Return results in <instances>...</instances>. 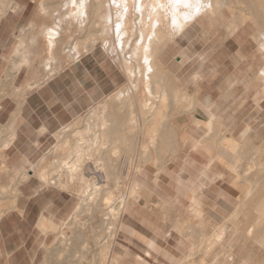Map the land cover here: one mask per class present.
<instances>
[{"label": "bare ground", "instance_id": "1", "mask_svg": "<svg viewBox=\"0 0 264 264\" xmlns=\"http://www.w3.org/2000/svg\"><path fill=\"white\" fill-rule=\"evenodd\" d=\"M189 2L193 5L198 4L200 11L196 12L195 7L186 8L183 3L178 6L170 4L169 0H39L37 7L41 12V16L45 14L46 18L45 16L42 17L45 18V20H49L50 18L51 21H49L52 22V27H47V30L44 28L45 26L40 27L48 32V34L54 33L56 37L58 32L63 31L61 29L64 28V24L68 21L71 20V22L76 21L78 23L79 28H77L76 38L73 39L71 43L65 42L63 47L64 50H62L65 53L68 52L71 60L77 58L81 51L87 52L93 49L97 41L102 42L103 48L108 50L111 39H116L118 42L117 46L122 51V55H120L121 62L119 60L117 61L122 64L121 66H123L127 73V82L126 85H124L125 87H122L118 92L110 96L107 104H104L102 110L98 107L90 110L93 123H86L78 128L73 127L74 125H66L52 134L55 143L49 147L48 151L37 158V160L31 162L24 157L17 165H13L9 172L0 169V176L3 175V173L7 175L6 183H0V218L14 208L15 199L18 194V185L34 177L40 182V187L54 185L63 188L64 186H74L76 184L79 203L69 216V223L75 224L78 220L77 218L80 217L81 214L89 211V207H95L99 203H103V205L106 206L105 214L108 215V219L110 218L109 216H111L110 219L119 222L122 231H125L127 225L126 222H122V217L124 213H127L129 202L136 200L137 196L139 197L140 191L144 190L145 192L146 190V188H144L145 186L132 178L127 187L129 188L128 191L125 188L126 191L121 188L126 181V176H128V172L125 169L130 167V165H135L136 162L134 163V161L137 160H133L135 157L131 158L126 156L125 153V156L122 154L124 151L122 150L123 146L128 142L126 136L128 130V135L131 137L132 134L136 135L134 138L135 143L141 140L139 143L141 145V154L139 153V155L144 157L147 156L146 158L148 159V157L152 155V152H165L167 148H173L170 145V136L173 134L172 131L166 132L164 130L167 136H165L162 129V133L159 131V126L163 125L168 118L169 114L167 112L172 110V112L177 111L179 114L183 112L190 113L197 102L196 95L189 94L185 90L186 88L181 86L178 83L179 81L177 82L170 74L169 70L158 62V55L169 44L174 42V40L188 27L196 22V24L199 25L207 24L212 26V29L213 26H219V28H224L226 32L229 33L240 27L249 25L251 28H254L251 39L254 44H256V48L259 50L258 52L263 55L264 59V0H189ZM72 7L74 9L73 11H75L74 15L72 13L73 11H69ZM17 8L18 4L15 0H0V19L4 17L7 12H14ZM246 9L247 12H245ZM37 11L35 13L39 15L40 12ZM73 18H75V20ZM44 23L45 22H43V24ZM31 24L33 26V23ZM74 24L76 25L75 22ZM29 26L30 23L26 28L31 27ZM58 28L61 29L58 30ZM42 29L37 27V30ZM62 33L67 37V31ZM15 34L16 33H14V35ZM25 34V32L19 30L16 34L18 43L13 53V57L17 62L16 69H14L15 72H17L20 67L28 66L29 64V48L25 42ZM59 36L60 35H58V37ZM58 37H56L54 41L50 40L51 42L49 43L56 45L55 41L58 42ZM28 38H30V36ZM59 39L61 40V38ZM31 41L32 39L30 42ZM56 46H58V43ZM55 48L57 49V47L53 49L50 48V50H53L52 53H55ZM57 51H60V49H57ZM52 53H49L48 56L50 54L54 56ZM55 54L58 55L57 52ZM54 58L52 59L55 60ZM55 61L54 66L58 63H55ZM181 61L185 62L186 60L183 59ZM50 62L52 63V60ZM48 65L49 64H47L46 71L49 69ZM58 66L54 68L59 69ZM54 72L53 70L49 71V75L54 74ZM156 74L159 77L156 78ZM256 74H258L256 82L263 84L256 95L257 101H260L264 98V63L258 66ZM4 75L9 78H1L4 83L6 80L12 82L16 76V74ZM197 77V80L194 79L195 83L198 81ZM2 84H0V89L3 87ZM14 89L13 92L16 93H11V96L12 94L15 96L19 92L17 88ZM27 89H29V86H27ZM24 93L25 92H22L20 94ZM6 94L10 96L9 92L3 95ZM21 97L23 98L24 95ZM22 98H20V101ZM171 104L173 105L171 106ZM207 109L209 110V108ZM166 110L168 111L166 112ZM207 113L209 118L205 127H203V136L206 138L207 136L210 137V135L219 133V139H215V142L211 144L206 143L213 153L207 160L205 169L209 170L211 166L217 164V162H223V167H225V169L228 168L226 170L233 172L232 174L235 173L233 185H241L239 188V204L224 221L219 222L213 218L212 234L205 233L206 235H203L198 243H191L190 248H188L184 256L179 259L177 264H204L201 260L200 263L194 261L195 255L205 244L209 249L214 246L216 247V245L219 246V243H221L225 235L226 222L232 220L233 224L236 225V230L241 232L242 237L245 240L251 241L254 246L264 252V160L261 156V153H264V149L258 147L253 148L256 155L253 154V156L256 157H253L255 159L254 170L256 169V173L254 171V178H247L248 174L251 173L250 170H253L250 168L247 170L245 169V174H239L240 172H236L235 169L237 168V164H239L238 162L241 155L240 150L242 152V149H245L244 147H246V143H248L247 141L251 138L257 139V136H255L249 126H246L239 134V138H235L223 128V125L219 123L212 113L208 111ZM119 122L122 126L128 127V129H120V131H116L115 133L112 126ZM193 124H195V126L199 125L196 122ZM168 130L170 131L169 128ZM68 132L72 133V137H74L71 138V140L67 137ZM214 132L215 134H212ZM189 135L192 136L190 133ZM216 136L212 138L214 139ZM212 138H209V140ZM14 139L15 130L12 119L6 126L0 125V159L2 163H4V151L11 146ZM194 139L192 144V149L194 150L197 149L196 145L198 142L205 143L203 139ZM131 141H133V139H131ZM256 141L257 143L259 141V144L263 143L258 139ZM140 145L137 144L136 150H138V146ZM174 149L175 148H173V150ZM136 155L137 158L138 154ZM142 156L141 159H144ZM116 158H119V161L116 160ZM146 158L142 161L147 160ZM153 160L154 159H152V161ZM156 162H158V160ZM25 165H29L28 170L25 169ZM136 165L133 166V168L136 167ZM89 167L92 170V172L90 171L92 175L89 173L91 176H86L85 169ZM98 173L103 174L102 184H99L95 179L94 174ZM222 177V174L216 173L210 181L214 182ZM62 178H65V182ZM181 186H179V188ZM113 189L118 190L115 195ZM199 189L200 188L197 190L195 188L197 191L195 193L192 192V194L189 193L191 195L188 196V199L194 204L192 212H195L196 216L198 214V216H201L199 207L195 206L198 204L197 200L200 199L198 197L199 193L197 194V192L201 191ZM195 213L193 214L194 217ZM239 216H242V218L240 217L241 220L238 219ZM108 219L107 217L105 218V220ZM191 223H188L187 226L189 227ZM102 225L103 226L99 228L104 231L101 230L99 232H103L101 233V235H103L95 238L96 253L93 259L95 262H99V264H104L103 262L118 264L117 258L111 257L113 250L112 242L114 241V235L112 233L114 224L108 220ZM176 225L178 224H175V227ZM194 225L195 224H192L193 228L195 227ZM37 227L44 236L48 234L53 235L61 245H64L63 242L67 239L69 240V238L60 231L58 224L51 220L42 217ZM180 228H182V226H180ZM73 233L76 237L73 243L71 239V249L75 250L76 244L80 240L82 247H85L86 240L82 239L79 233ZM109 239H111L110 244H108ZM153 245L154 242L149 241L148 249L151 250ZM65 249L64 247L63 250ZM145 256H149L148 251L145 252ZM136 259L138 264H148L145 258L137 256ZM227 260L232 262L233 259L232 257H228ZM189 261H191V263ZM206 262L207 261H205V263ZM239 264H251L249 254L241 257Z\"/></svg>", "mask_w": 264, "mask_h": 264}, {"label": "crops", "instance_id": "2", "mask_svg": "<svg viewBox=\"0 0 264 264\" xmlns=\"http://www.w3.org/2000/svg\"><path fill=\"white\" fill-rule=\"evenodd\" d=\"M17 1L18 8L14 12H7L6 15L27 13L29 5L34 3L33 0ZM38 3L39 0H37V5ZM36 8L38 7L36 6ZM37 10L39 11V8L35 12ZM39 16H41V12ZM29 23L31 29L26 28ZM31 23H33V26ZM44 24L36 26L35 22L30 20L26 23V26L17 27L14 33L17 34L18 30L25 32L26 42H30L32 38H28V33L34 32L37 27L42 29L40 27L45 26L44 28L47 30V27L52 26V23L48 22L47 19ZM205 25L207 24L199 25L195 22L157 57L158 62L169 70L181 86H184V88V84L196 86L194 93H190L185 89L189 94L196 95L197 102L193 110L187 114L190 116L189 120H181V127L187 128L186 126L191 125L197 128L198 125L193 124L196 122L200 126L198 128L203 131V126L209 118L208 111L216 117L223 128H227L228 132H238L236 136H239L246 126H249L257 139L264 143V98L260 101L256 99V95L263 85L256 82L258 76L256 73L259 64L261 66L264 63V59L263 55L258 52V48L250 57L243 56V50L252 47V32L246 26L240 27L231 33L227 32L231 34L229 37H218L209 31L212 26L207 25V27ZM216 28H219V26H213L214 30ZM13 29L14 27L12 28L9 22L0 21V76L2 75V79L3 77L9 79L4 74H16L13 79L16 86L9 94H15L16 92L13 91L14 88H17L19 92L16 97L19 99L17 102L14 98L0 102V125L6 126L13 119L15 139L7 149L9 152L8 157L15 163H18L24 157L33 162L39 158L42 146L46 144L52 134L69 125L75 118L112 94L125 81L127 82V73L121 66L122 64L108 54L109 50H105L103 45L102 47L94 46L93 49L87 52L81 51L77 58L63 65L62 60L59 58V52L66 54L62 51L66 41L60 40L58 35L69 31L65 24L64 28H60L63 31L56 34L58 42L55 41V43L56 45L58 43V46L54 43L55 46H49V39H47L45 30H37L36 34L44 40L47 54L52 53L54 47L60 49V51L54 49V52L58 53V55L52 53L54 56L56 55L55 58L50 54L51 57L48 56L44 63L41 61L40 73L38 71L33 72L35 57L30 53L29 45H27L29 48L28 66H22L15 72L17 62L13 57V53L15 47L17 48L18 38L15 34L16 43L11 47L10 38ZM60 29L58 28V30ZM63 36L66 37L64 34ZM56 37L54 36L52 40H56ZM50 48L52 49L50 50ZM8 52L7 68L5 54ZM257 54L261 55L262 58L256 71L253 72L251 67L242 71L243 65L246 63L251 62L252 65L257 63ZM62 59L64 61L66 58L62 56ZM183 59L186 61H181ZM54 61L55 63L58 62L55 66L59 65V69L54 68ZM47 64H49V69L46 71ZM24 69L30 72L25 73ZM51 70L56 71L54 74L49 75ZM195 76L198 78L197 83H195V80H197ZM1 78L0 82L2 81ZM2 85L4 87V82ZM27 86H29V89H27ZM197 90L203 98L202 102L197 99ZM22 92H25L23 98L19 96ZM13 94L12 96H14ZM20 98H22L21 101ZM198 128L197 130H199ZM180 136L181 143L188 142L189 132L187 129L183 130ZM203 151L210 157L208 151ZM209 170H206L204 165V171ZM217 173L223 175L221 180L225 178L223 173ZM216 181L218 180L212 183ZM198 188L204 192V189ZM17 190L18 194L14 208L0 218V264H35L41 240L45 239L37 227L39 220L43 217L57 224L66 221L77 206L76 199L71 194L56 187H40V182L32 178L19 184ZM197 201L198 204L195 206L200 209L201 222L200 219L193 217L192 207L194 204L188 198H157V254L166 253L164 248L158 245L164 232L165 234L169 232V237L173 236L176 240L177 251H187V242L177 232L173 231L169 224L166 225L164 222L166 219L170 223L178 219V222L180 220L182 222H198L201 224L203 231H208L211 217L216 218V212L225 215L232 202L226 197L221 200H211L207 194H202V197ZM211 207L214 210H211ZM126 227L122 234L130 231V227L128 225ZM148 243L149 241L146 243L147 248ZM159 250L160 252H158Z\"/></svg>", "mask_w": 264, "mask_h": 264}, {"label": "rangeland", "instance_id": "3", "mask_svg": "<svg viewBox=\"0 0 264 264\" xmlns=\"http://www.w3.org/2000/svg\"><path fill=\"white\" fill-rule=\"evenodd\" d=\"M15 1L18 2L17 0H15ZM25 1L26 0H24V2ZM33 2H34L33 4L29 5V7L27 9V13H24V14L16 13L14 15L8 14L4 18L1 19L2 21L9 22V24L12 28L14 27L12 36L10 38L11 47L14 43H16V37L14 36V32H15V29L17 27L26 26V23H28L30 20H33L35 22L36 26H40V25H42L43 22H46V20L44 18H42L41 16H39L35 13L36 6H37V0H33ZM49 2H53V1H49ZM73 10L74 9L72 7L69 11L72 12ZM74 12L75 11L72 12L73 15L75 14ZM245 12H247V9L245 10ZM44 16H45V14H44ZM73 19L75 20V18H73ZM49 20H50V18H49ZM49 20L47 19L48 22L51 21V20L50 21ZM74 22L76 23L77 26L74 24ZM74 22H71V20H70L65 24V27L68 28V30H69V31H67V34H68L67 37L60 35V38L62 40H65L67 43H71L72 40L76 38V32L78 31L77 28H79V27H78V23L76 21H74ZM50 23H52V22H50ZM243 27H246V26H243ZM246 28H248L250 30V32H253V30H254V28H251L250 26L246 27ZM209 31L211 32V34H216V36H218V37H224V36L229 37L231 35V34L227 33L226 29H224V28H218L215 30L210 29ZM36 32H37V30H35L34 32L31 31L30 33H28V36H30V38H32V42H29V41L26 42V40H25V42L27 43V45H29L30 53L33 55V57H35L33 72L38 71L40 73L41 61H43V63H44L45 59L48 58V54L46 53V47L44 45L43 38L41 36H38L36 34ZM45 33L47 34V39H49V42H51L50 40L53 39L55 34L54 33L48 34V32H46V31H45ZM249 40H250V36H249ZM49 42H48V44H49V46H51L52 44ZM101 43L102 42L97 41L95 46H101L102 47ZM117 45H118V42L116 41V39H111L110 44L108 46V48H109L108 54H110L116 60H119L121 62V56L120 55H122V53H121L122 51L118 48ZM255 49H256V45L254 44V42H252V47L250 49L245 48L243 50V56L246 58L250 57V55H252V53L255 51ZM5 55L7 57L5 60L7 61V68H8L9 52ZM62 56H64L66 58L64 61L62 59ZM3 57H5V56H3ZM59 57L62 60L61 63L63 65H66L67 63L72 61L70 59V56L68 55V52H66V54L59 53ZM116 57H118V58H116ZM261 58L262 57L259 54H257V63H255L254 65H252L251 62H249L250 64L244 63L245 65H243L242 71H245L246 68L251 67L253 72H255L257 65L259 63H261ZM24 71H25V73L28 72L27 69H24ZM33 72H31V74H33ZM1 77H2V75L0 76V78ZM157 77H159V76H157V74H156V78ZM9 83L10 82L8 80H6L4 83L6 88L4 86V87H2V89H0V90H2V91H0V96H1L0 102L3 100L6 101V100L12 99V98L16 99V102L18 100L16 95L12 96V97H11V95L8 96L7 94L3 95L6 92H11L13 90V87L16 86L14 84V80L11 84H9ZM124 85H126V81L121 86H119V88H117V90H115L112 94L106 96L105 98H103L102 100L97 102L94 106H92L89 110H87L85 113H83L82 115L75 118L69 124V126L74 125L73 127L78 128V127H82L86 123L87 124L93 123V120L90 116V113H91L90 110L92 108H97V107L102 110L104 107V104L105 105L107 104L110 96H112L114 93L118 92L122 87H125ZM184 85H185L186 90L189 91L190 93H194L196 91L195 85H193V84H192V86H187L186 84H184ZM247 90H249V88H247ZM21 91H23V90H21ZM22 95H24V94H20L19 96L21 97ZM197 99L201 102L203 101L202 96L198 94V90H197ZM172 105L173 104H171V106ZM168 110H166V112ZM167 113L170 116L168 115L166 122H164L163 125L159 126L160 127L159 131H160V133H162L164 130L166 132L172 131L173 134L169 133V134H171L170 145H171V147L175 148L174 150H173V148H171V149L167 148V151H165V152H157V151L155 153L152 152V155L150 156L151 159H150V157H148V159H147L146 158L147 156L144 157L142 155H139V153L141 154V149H140L141 145L139 144L141 142V140H138L135 143L134 138L136 137V135L132 134V137L130 135H128L129 130H128V134H126V136L128 138V142H126V144L123 146L122 150H124V151L122 152V154L124 156L126 154V156H129L131 158L135 157V158H133V160L137 159L134 161V163L136 162L135 165L136 164L137 165L134 168H133V166H135V165H130V167L125 169L128 172L127 173L128 176H126V181L121 186V188L122 189L125 188L128 191L129 188H127V187L129 186V181L131 180V178L134 180H137L143 186H145L144 188H146L145 192H144V190L140 191L139 197L137 196L136 200H132L129 202V207L127 209V213H124V215L122 217V222H126V224L130 227V231L126 232L125 234H122L123 231L121 229V224H119V222H117L115 220H111L110 219L111 216H109L110 218L108 219V215L105 214L106 213V206L103 205V203H99L95 207L94 206L89 207V211L81 214V216L77 218L78 220L75 224L69 223V221H68L69 217L66 221L58 224L60 231L63 234H65L66 237L69 238V240L67 239L65 242H63L64 245H61L60 242L51 234L44 236L45 239L41 240L40 249L38 251V257H37L35 264H99V262H95L93 259V256L96 253L95 238L103 235V234L101 235V233H103V232H101V233L99 232L103 229H100L99 227L103 226L102 224L108 220L114 224V226H113L114 228H113V232H112L114 235V241L112 242L113 243V250H112V256L111 257L112 258L116 257L118 264H138L137 259H136L137 256H140L141 258H145L146 261L148 262V264H177L179 262V259L182 258L187 251L186 252H183L180 250L177 251V248L175 246L176 240L173 238V236L171 237L172 239L169 237V232H167V234H165V232L162 233L163 236L160 238V242L158 244L164 248V250L166 251L167 254L166 253L157 254V198H159V199L188 198V196L191 195L192 192L195 193L198 190V187H202V189H204V192H202V191L197 192V194L199 193L198 194L199 198L202 197V194H204V195L207 194V196H209L211 200H213V199L214 200H221V199H224L226 197L232 201L231 207L228 208V212L225 215L220 214V213L215 211L217 214V217L215 218L216 221H219V222L224 221V219L226 217H228L230 215V213H232L234 211V209L239 204V198H240L239 188L241 187V185H239V186L233 185L235 173L232 174L233 172H231V171L229 172L228 170H226L228 168L225 169V167H223L224 166L223 162H217V164H214V166H212L208 172L204 171V165L206 164L209 157L207 156V154L203 150L208 151V154L212 155L213 151L207 146L206 143H209V144H211L212 142L214 143L215 139L216 140L219 139V133L216 134L218 136L210 135V137L207 136L205 138V136H203L204 133H203V131H201V129L197 130L196 128H194L191 125L186 126L187 128L181 127L182 126L181 120H183V119L189 120L190 116L187 115L189 112H183V113L179 114V113H177V111L172 112V110H170V112H167ZM181 115H184V116H181ZM201 116H202V114H201ZM202 117L205 118V116H202ZM1 125H3V124H1ZM205 125H206V123H205ZM205 125L203 127H205ZM167 127L170 129V131L168 130ZM198 127H199V125L197 126V128ZM126 128L128 129V127L122 126L120 122L117 124H114L112 126V129H113V131H115V133H116V131H120V129H126ZM2 129H4V128H2ZM185 129H187V131L189 133H191L192 136L189 135L188 136V142H186L184 144V143H181L182 140H181L180 135H181V132ZM165 131H164V134H165V136H167ZM229 132L232 135H235L234 136L235 138H239V136H236L238 132H235V133H233L231 131H229ZM212 134H215V132ZM72 136H73L72 133H70V132L67 133V137L69 140H71V138H74ZM202 136H203V138H202ZM214 136H216V138L213 139L212 137H214ZM194 138H197L198 140L203 139V141H205V143L202 142L203 144L198 142V144L196 145L197 146L196 150L192 149L193 140H195ZM209 138H212L213 140L212 139L209 140ZM131 139H133V141H131ZM189 140H190V142H189ZM256 140L257 139H255V138L254 139L251 138L250 140L247 141L249 143V145H248V143H246V147H244L245 149H242V152L240 150L241 155H240L239 162H238L239 164H237V166H236L237 168L235 169V171L240 172L239 174H241V175L245 174V172L248 168L253 169V170H250L251 173L249 171L250 174H248V176H247L248 179H250V178L253 179L254 174L256 173V171H255L256 169L254 170V168H255V166H254L255 159L254 158H256L255 157L256 155L254 153L253 148L258 147V148L264 149V144L263 143L259 144V141L257 143ZM54 143H55V140H54V137L52 135L48 138L46 144H44L42 146L39 157L42 156L46 151H48L49 147L51 145H53ZM177 143H178V145H177ZM137 144L140 145V146H138V150H136ZM183 144H184V146H182ZM156 147H157V145H156ZM8 154H9V152L7 150L4 151V153H3L4 163H2V160L0 159V169H2V171L9 172L13 165H17L19 163V162L15 163L12 159H10L8 157ZM136 154H138L137 158H136V156H137ZM253 154L255 156H253ZM141 156H142V158L144 157V159L146 158L148 161L147 160H145L147 162L142 161L144 159H141ZM198 156H199V158H197ZM261 156L263 157V160H264V153H261ZM152 159H154V160L152 161ZM116 160L119 161V158H116ZM157 160H158V162H156ZM140 161H142V162H140ZM154 161H155V163H154ZM248 163H249V165H248ZM28 168H29V165H27V167L25 169L28 170ZM89 169H90V167L85 169L86 176L92 175L91 174L92 170L91 169L89 170ZM254 171H255V173H254ZM217 172L223 173L225 178L223 180H221L222 178L221 179L219 178L218 181H216L215 183H212V181H210V179H212L213 174H215ZM5 175L6 174L3 173V175L0 176V183H3V184L6 183L7 175L6 176ZM94 175H95V179L97 180V182L99 184H102L103 174L98 173V174H94ZM94 175H93V177H94ZM201 175H202V177H201ZM32 179L37 180L34 177H32ZM62 180L65 182V178H62ZM65 185H66V183H65ZM192 185H193V188H192ZM49 186L53 187L54 185H49ZM179 186H181L180 187L181 189L179 188ZM247 186H248V184H247ZM54 187H56V186H54ZM56 188L74 196V198L76 199V205L79 203V200L77 197V192H76V184L74 186H67V187L64 186L63 188H59V187H56ZM195 188H197V190H195ZM113 191H114V195L118 192V190H114V189H113ZM146 191H147V193H146ZM189 193H191V194H189ZM212 208L213 207H211V210H214ZM194 213L195 212H193V214ZM197 216L195 213L196 218L194 216L193 217L195 219H200V222H201L202 217L198 216V217H200V218H198ZM106 217L108 220H105ZM240 217L242 218V216H239V218H238L239 220H241ZM178 220L177 221L174 220L173 222L170 223L166 219L164 222L166 223V225L169 224V227L173 231L176 230L175 232H177L180 236H182L183 240L185 242H187L186 250H188V248H190L191 243L192 244H193V242L198 243L199 239H201L203 235L212 234V232H213V228H212V225L214 223L213 218L210 220L211 224L209 223V230L208 231H203L201 229V224H199L198 222L191 223V221L190 222L183 221V223H184L183 224L182 220H180L181 221L180 223L178 222ZM235 222H236V220H235ZM188 223H191V225L189 224V227L187 226ZM175 224H178V225H176V227L178 229L175 227ZM192 224H195L194 228H193ZM179 225L182 226V228H180ZM185 225H186V227H185ZM191 226H192V228H191ZM235 227H236V225L233 224V220L226 222L225 231H224L225 235H224V238L221 240V243H219L220 245L219 246L216 245V247L214 246V247L209 249V248H207L208 246L205 244L202 248H200V250L195 255L194 261L200 263V260H201L204 262V264H206L208 262L210 264H215V263L216 264H239L241 257L249 254L250 259H251V264H264V252L261 249L257 248L256 246H254L251 243V241L245 240L242 237L241 232L236 230ZM98 229H100V230H98ZM184 229L187 231H185ZM179 230L181 233L179 232ZM73 232L79 233L81 235L82 239L86 240V243L84 245L85 247H82V245L80 243L81 240H80L76 244L75 250L71 249V245H70L71 239H72V243H73V240L76 237ZM115 234H116V236H115ZM166 235H168V236L166 237ZM140 236H141V238H140ZM150 240L155 243V246L153 245V248L150 251H148L149 249L147 248L146 243ZM110 243H111V239L108 240V244H110ZM63 246L68 250H66V249L63 250V248H64ZM206 248H207V251H206ZM146 251L149 252L148 257L145 256ZM175 251H177L178 253ZM158 252H160V250ZM228 257H232V259H233L232 262L227 260ZM191 261H193V260H191ZM191 261H189V262L191 263ZM205 261H207V262L205 263ZM103 263L104 264H110L107 262H103Z\"/></svg>", "mask_w": 264, "mask_h": 264}, {"label": "snow or ice", "instance_id": "4", "mask_svg": "<svg viewBox=\"0 0 264 264\" xmlns=\"http://www.w3.org/2000/svg\"><path fill=\"white\" fill-rule=\"evenodd\" d=\"M169 2H170V4H173V5H176V6H178L181 3H183L184 7H186V8L195 7V11L196 12H199L200 11V8H199L198 4L197 5H193V4H191L189 2V0H169Z\"/></svg>", "mask_w": 264, "mask_h": 264}]
</instances>
